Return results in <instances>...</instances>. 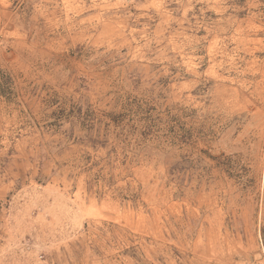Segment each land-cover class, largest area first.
Listing matches in <instances>:
<instances>
[{"label":"rangeland","instance_id":"1","mask_svg":"<svg viewBox=\"0 0 264 264\" xmlns=\"http://www.w3.org/2000/svg\"><path fill=\"white\" fill-rule=\"evenodd\" d=\"M0 264H264V0H0Z\"/></svg>","mask_w":264,"mask_h":264}]
</instances>
